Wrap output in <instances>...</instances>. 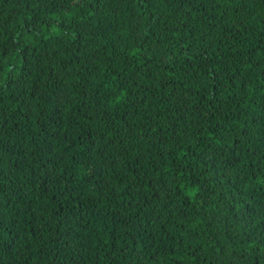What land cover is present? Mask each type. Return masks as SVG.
<instances>
[{
  "label": "trees",
  "instance_id": "trees-1",
  "mask_svg": "<svg viewBox=\"0 0 264 264\" xmlns=\"http://www.w3.org/2000/svg\"><path fill=\"white\" fill-rule=\"evenodd\" d=\"M0 264H264V0H0Z\"/></svg>",
  "mask_w": 264,
  "mask_h": 264
}]
</instances>
